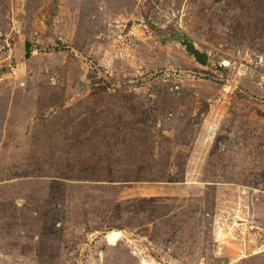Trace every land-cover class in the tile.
I'll use <instances>...</instances> for the list:
<instances>
[{
    "label": "rangeland",
    "instance_id": "374dc122",
    "mask_svg": "<svg viewBox=\"0 0 264 264\" xmlns=\"http://www.w3.org/2000/svg\"><path fill=\"white\" fill-rule=\"evenodd\" d=\"M0 264H264V0H0Z\"/></svg>",
    "mask_w": 264,
    "mask_h": 264
},
{
    "label": "water",
    "instance_id": "95a60500",
    "mask_svg": "<svg viewBox=\"0 0 264 264\" xmlns=\"http://www.w3.org/2000/svg\"><path fill=\"white\" fill-rule=\"evenodd\" d=\"M182 45L186 48V51L190 55L194 56V58L196 59L198 63H200L203 66L208 65L209 58L205 53H201L200 51H198L196 47L192 43L188 42V40L186 39H184V41L182 42Z\"/></svg>",
    "mask_w": 264,
    "mask_h": 264
},
{
    "label": "trees",
    "instance_id": "16d2710c",
    "mask_svg": "<svg viewBox=\"0 0 264 264\" xmlns=\"http://www.w3.org/2000/svg\"><path fill=\"white\" fill-rule=\"evenodd\" d=\"M27 54L29 55L30 54V46H29V44H27Z\"/></svg>",
    "mask_w": 264,
    "mask_h": 264
}]
</instances>
